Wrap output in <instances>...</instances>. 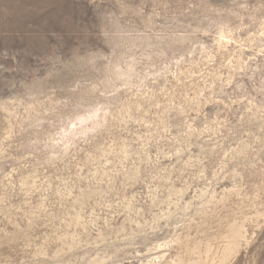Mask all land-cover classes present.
Returning a JSON list of instances; mask_svg holds the SVG:
<instances>
[{
	"label": "rangeland",
	"instance_id": "374dc122",
	"mask_svg": "<svg viewBox=\"0 0 264 264\" xmlns=\"http://www.w3.org/2000/svg\"><path fill=\"white\" fill-rule=\"evenodd\" d=\"M0 264H264V0H0Z\"/></svg>",
	"mask_w": 264,
	"mask_h": 264
},
{
	"label": "bare ground",
	"instance_id": "6f19581e",
	"mask_svg": "<svg viewBox=\"0 0 264 264\" xmlns=\"http://www.w3.org/2000/svg\"><path fill=\"white\" fill-rule=\"evenodd\" d=\"M56 13V12H55Z\"/></svg>",
	"mask_w": 264,
	"mask_h": 264
}]
</instances>
